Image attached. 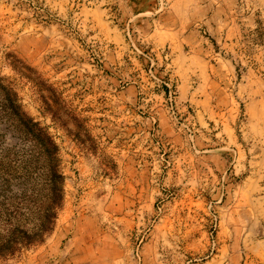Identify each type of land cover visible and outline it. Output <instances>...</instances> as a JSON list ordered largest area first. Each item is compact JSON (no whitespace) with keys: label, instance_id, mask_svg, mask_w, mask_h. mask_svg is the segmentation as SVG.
<instances>
[{"label":"rangeland","instance_id":"rangeland-1","mask_svg":"<svg viewBox=\"0 0 264 264\" xmlns=\"http://www.w3.org/2000/svg\"><path fill=\"white\" fill-rule=\"evenodd\" d=\"M135 2L0 0V233L48 192L30 123L64 177L50 229L0 264H264V112L195 118Z\"/></svg>","mask_w":264,"mask_h":264},{"label":"crops","instance_id":"crops-1","mask_svg":"<svg viewBox=\"0 0 264 264\" xmlns=\"http://www.w3.org/2000/svg\"><path fill=\"white\" fill-rule=\"evenodd\" d=\"M135 5L138 32L152 49H168L180 96L194 102L195 118L222 119L231 127L241 101L245 123H256L264 112L263 0H137Z\"/></svg>","mask_w":264,"mask_h":264},{"label":"trees","instance_id":"trees-1","mask_svg":"<svg viewBox=\"0 0 264 264\" xmlns=\"http://www.w3.org/2000/svg\"><path fill=\"white\" fill-rule=\"evenodd\" d=\"M30 123V119H27ZM36 129L38 140V153L46 164V185L47 194L35 205L33 216L36 221L28 228L25 224L17 223L20 214L16 209L11 210L3 218L4 232L0 233V255L13 254L22 245L41 240L42 236L50 228L52 219L55 216V209L60 205L63 193V175L58 169L57 146L41 128L35 123H30ZM29 212V210H28ZM2 213H0V216ZM7 232V233H6Z\"/></svg>","mask_w":264,"mask_h":264}]
</instances>
